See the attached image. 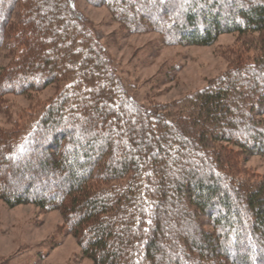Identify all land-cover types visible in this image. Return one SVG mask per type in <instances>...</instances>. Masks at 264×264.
<instances>
[{"label": "trees", "instance_id": "1", "mask_svg": "<svg viewBox=\"0 0 264 264\" xmlns=\"http://www.w3.org/2000/svg\"><path fill=\"white\" fill-rule=\"evenodd\" d=\"M86 1L130 34L210 46L236 33L242 53L148 105L75 0H0V111L56 87L0 126V200L59 210L95 264H264V176L243 167L264 157V0Z\"/></svg>", "mask_w": 264, "mask_h": 264}, {"label": "rangeland", "instance_id": "2", "mask_svg": "<svg viewBox=\"0 0 264 264\" xmlns=\"http://www.w3.org/2000/svg\"><path fill=\"white\" fill-rule=\"evenodd\" d=\"M75 1L101 37L118 75L140 103L166 104L194 93L223 74L235 55L242 53L236 33L222 34L210 46H168L156 33H128L104 6ZM8 60L3 57L2 66ZM164 80L166 83H157ZM55 93L56 87L51 85L32 95H7L8 108L0 111V126L9 128L12 120L38 114ZM243 167L255 177H262L264 157L249 156ZM34 262L95 264L84 255L77 238L67 231L59 210L45 211L31 203L10 206L0 200V264Z\"/></svg>", "mask_w": 264, "mask_h": 264}]
</instances>
